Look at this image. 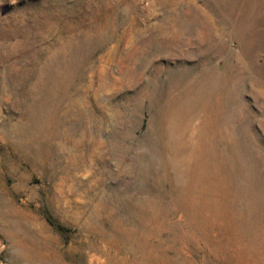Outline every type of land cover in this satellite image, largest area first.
<instances>
[{
  "label": "rangeland",
  "instance_id": "374dc122",
  "mask_svg": "<svg viewBox=\"0 0 264 264\" xmlns=\"http://www.w3.org/2000/svg\"><path fill=\"white\" fill-rule=\"evenodd\" d=\"M0 264H264V0H0Z\"/></svg>",
  "mask_w": 264,
  "mask_h": 264
}]
</instances>
